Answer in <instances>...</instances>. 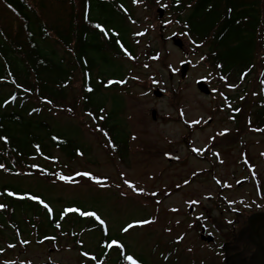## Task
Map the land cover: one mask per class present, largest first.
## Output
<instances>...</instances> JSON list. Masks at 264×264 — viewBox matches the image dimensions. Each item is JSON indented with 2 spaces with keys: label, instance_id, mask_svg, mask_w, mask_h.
I'll list each match as a JSON object with an SVG mask.
<instances>
[{
  "label": "rangeland",
  "instance_id": "rangeland-1",
  "mask_svg": "<svg viewBox=\"0 0 264 264\" xmlns=\"http://www.w3.org/2000/svg\"><path fill=\"white\" fill-rule=\"evenodd\" d=\"M29 1L36 4L38 0ZM43 4L46 21L53 26L65 24L71 7L46 1ZM127 5L131 14L128 19L122 16L121 21L129 31L136 56L114 60V69L106 67L108 71H123L129 87L127 91L101 92L107 112L114 111L115 129L121 127V137L128 145L125 158L121 159L112 142L106 141L94 126L93 116L84 108L82 77L77 75L71 88H67V109H45L37 117L47 120L57 133L76 141L82 155L69 160L56 151L55 160H38L39 173L12 174L0 169V187L42 195L57 213L65 207L97 212L111 235H121L128 251L146 264H221L225 256L232 259L231 263L233 259L247 262V258L253 259L246 252L253 245L249 239L254 240L249 220L258 211L264 212V134L252 128L246 109L242 125L232 122V105H227V96L235 91L230 87L219 89L210 77L211 69L198 66L200 60L206 59V48L199 47L200 40L181 26L183 10H170V0H128ZM160 8L166 10L162 20ZM20 23L0 1V24L15 33ZM172 37L183 41V50L174 45ZM50 46L60 58L65 57L58 46ZM188 59L195 68L181 80L178 72ZM261 62L262 81L254 92L264 84V61ZM200 80L210 85L211 96L197 88ZM156 89L164 92L162 98L154 96ZM257 100L258 96H253L249 106L254 107ZM154 111L157 120L152 117ZM234 129L242 134L233 136ZM246 149L249 160L243 154ZM245 159L251 164L250 175L243 170ZM46 168L59 171L49 179L43 173ZM82 172L100 178L104 186L77 175ZM60 175L72 179L64 181ZM248 175L249 179L238 187ZM124 180L143 191H134ZM145 219L152 223L121 232L129 223ZM262 225L264 219H259L257 231ZM203 227L215 237L214 245L202 242ZM53 234L58 240L45 241L24 223L22 233L0 230V264H92L79 250L85 244V251H95L101 238L98 231L85 232L78 243L56 229ZM253 250L259 251L252 247L251 253ZM241 252L240 259L234 258Z\"/></svg>",
  "mask_w": 264,
  "mask_h": 264
},
{
  "label": "trees",
  "instance_id": "trees-1",
  "mask_svg": "<svg viewBox=\"0 0 264 264\" xmlns=\"http://www.w3.org/2000/svg\"><path fill=\"white\" fill-rule=\"evenodd\" d=\"M0 1L21 22L15 33L0 24V169L12 174L39 173L38 160H55L56 151L75 160L83 151L76 141L57 133L37 113L39 116L43 110L51 112L57 107L66 110L67 88L81 75L83 87H92L91 92L83 91L84 108L98 122L106 102L101 97L102 89L114 79L104 78L105 67H113L115 59L136 56L128 41L129 31L119 20L129 12L128 0H38L36 4L29 0ZM43 1L71 7L65 24L53 26L46 21ZM170 5V10L185 12L181 26L200 40L199 47L206 48L205 61L213 71L216 86L235 90L227 96L234 125H242L246 109L252 128L264 134V84L254 92L262 81L264 0H170ZM49 42L58 46L65 57L60 58ZM253 96L258 100L251 108ZM237 129L233 136L242 134ZM116 131L113 125L108 135L118 145L122 142ZM58 171L46 168L43 173L51 179ZM33 195L43 200L42 195L33 192L0 187V205H4L0 208V230L19 229L24 222L33 226L38 236L46 237L57 228L84 230L94 222L81 216L75 221L73 215L64 212L49 213L37 200L29 199ZM102 255L94 256L99 259ZM126 256L121 252L115 264H127Z\"/></svg>",
  "mask_w": 264,
  "mask_h": 264
},
{
  "label": "snow or ice",
  "instance_id": "snow-or-ice-1",
  "mask_svg": "<svg viewBox=\"0 0 264 264\" xmlns=\"http://www.w3.org/2000/svg\"><path fill=\"white\" fill-rule=\"evenodd\" d=\"M9 7H11V5H9ZM96 27L99 28L102 32L105 31V29L102 28L101 25H99V24H97ZM105 34H107V33H105ZM87 91L91 92L92 89L91 88H88ZM49 103H50V101H49ZM88 115L91 116L92 114L91 113H88ZM102 118L103 117H101V119ZM193 123H197L198 124L199 121H193ZM105 135H107V133H105ZM53 139H58V138L57 137H53ZM193 151L194 152H199L200 150L199 149H193ZM81 155H82V153H81ZM0 168H3V165H0ZM77 175L86 176L89 179L95 180V182L98 185L104 186V184H103V182H102V180L100 178H97V177L93 176L89 172L77 173ZM59 178L61 180H64V181H70L72 179V177L64 176V175H60ZM123 183L126 184L129 188L133 189L134 191H137V192H142L143 191V189L136 188V186L132 182H130L128 180H124ZM185 183H187V181H185ZM8 194L9 195H14V193H12V192H9ZM29 199L37 200L40 204H42L44 206L45 209H47L49 211V213L52 212L51 207L47 203H45L40 197L33 195V196H30ZM192 203H195V201H193ZM2 207H4V205H0V208H2ZM67 212H79V215L80 216L94 218L95 220H97L99 222L100 225L104 226V231H105V233H107L106 222L95 211H81L80 209L68 208V209L65 210V214ZM136 223L137 224H140V225H143V224L152 223V221L145 219V220L136 221ZM57 226L59 227V225H57ZM133 227H134V225L132 223H129L127 225V227H124L122 230L124 232H128L129 229H131ZM113 245H115L117 248H122L123 247V245L122 244H119L118 241L115 240V239H112L111 244H109L108 247H112ZM84 255L87 256L88 253H84ZM91 258L92 259H96L95 257H91ZM125 259L127 261H129L130 264H139V261L137 259H134L132 255L126 256Z\"/></svg>",
  "mask_w": 264,
  "mask_h": 264
},
{
  "label": "flooded vegetation",
  "instance_id": "flooded-vegetation-1",
  "mask_svg": "<svg viewBox=\"0 0 264 264\" xmlns=\"http://www.w3.org/2000/svg\"><path fill=\"white\" fill-rule=\"evenodd\" d=\"M202 67H205L206 68V66L205 65H201ZM193 69V67L190 69V70H192ZM154 120H157V116H156V118L154 119ZM244 154V156H246V157H249V151L246 149L245 150V152L243 153ZM244 163L245 164H247V165H245L244 164V166H243V170H246L248 173H249V175H250V165L247 163V161L246 160H244ZM249 175H248V177H244V179H242L241 181H246L247 179H249ZM244 184V183H243ZM242 184V185H243ZM258 212H262V210H260V211H258ZM262 213H264V212H262ZM259 219H263V218H259ZM258 219V220H259ZM257 220V221H258ZM256 221V222H257ZM257 224V223H256ZM259 234H260V241H258L256 238H254V240L256 241V242H252L253 243V245L251 246V248L253 247V248H255V249H258V247L257 246H259V244L260 243H262L263 245H264V225H262L260 228H259ZM104 240V238H100V242H99V244L102 242ZM251 248H250V250H246V252H247V254H251L252 256H253V259L251 258H247V262H240V261H238V260H234L233 259V262L231 263V258H228V260H227V264H264V257H263V255H262V253H261V251H258V252H256V251H254L253 250V252L254 253H251ZM259 250V249H258ZM243 256V253H240V254H238V255H236V256H234V258H236V259H240L241 257ZM89 262H91L92 264H97V262H98V260L97 259H95L94 261H89ZM8 264H29V263H25V262H23V263H20V262H11V263H8ZM43 264H63V263H57V262H47V263H43Z\"/></svg>",
  "mask_w": 264,
  "mask_h": 264
},
{
  "label": "water",
  "instance_id": "water-1",
  "mask_svg": "<svg viewBox=\"0 0 264 264\" xmlns=\"http://www.w3.org/2000/svg\"><path fill=\"white\" fill-rule=\"evenodd\" d=\"M159 13H160V18L163 16V10H159ZM174 40V42H175V45H177L179 48H182L183 47V43H182V41L181 40H177V39H173ZM189 66H190V63L189 62H187V63H185V64H183L182 65V72H181V76H182V79H184L185 77H186V74H187V72H188V70H189ZM198 87H199V90L202 92V93H204V94H206V95H209L210 94V90H209V88H208V86L204 83V82H199L198 83ZM155 95L157 96V97H161L162 96V93L160 92V91H156L155 92ZM154 117H155V113H154ZM193 212V208H191V213ZM260 216H262L261 214L259 215H256V216H254L251 220H250V226H251V228H252V230L255 232V228H254V222H255V220L256 219H258ZM206 233V230L205 229H203V234H205ZM202 239L203 240H205V241H207V242H213L214 241V238H212V237H209V238H206L205 236H203L202 237ZM260 248H261V250L263 251V253H264V247L263 246H260Z\"/></svg>",
  "mask_w": 264,
  "mask_h": 264
}]
</instances>
